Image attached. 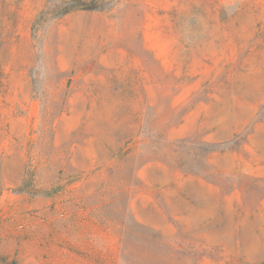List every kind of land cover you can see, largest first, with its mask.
<instances>
[{"label": "rangeland", "instance_id": "obj_1", "mask_svg": "<svg viewBox=\"0 0 264 264\" xmlns=\"http://www.w3.org/2000/svg\"><path fill=\"white\" fill-rule=\"evenodd\" d=\"M0 264H264V0H0Z\"/></svg>", "mask_w": 264, "mask_h": 264}, {"label": "trees", "instance_id": "obj_2", "mask_svg": "<svg viewBox=\"0 0 264 264\" xmlns=\"http://www.w3.org/2000/svg\"><path fill=\"white\" fill-rule=\"evenodd\" d=\"M76 9H79V7L76 4L75 5L74 4H65V6L62 9V12L64 14H67L73 10H76ZM90 9H93V8H90Z\"/></svg>", "mask_w": 264, "mask_h": 264}]
</instances>
